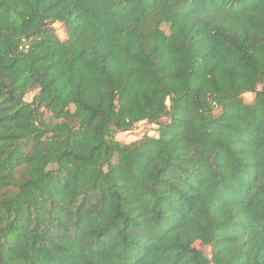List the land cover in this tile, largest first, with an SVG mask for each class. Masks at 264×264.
Wrapping results in <instances>:
<instances>
[{
    "label": "trees",
    "instance_id": "1",
    "mask_svg": "<svg viewBox=\"0 0 264 264\" xmlns=\"http://www.w3.org/2000/svg\"><path fill=\"white\" fill-rule=\"evenodd\" d=\"M0 264H264V0H0Z\"/></svg>",
    "mask_w": 264,
    "mask_h": 264
},
{
    "label": "rangeland",
    "instance_id": "2",
    "mask_svg": "<svg viewBox=\"0 0 264 264\" xmlns=\"http://www.w3.org/2000/svg\"><path fill=\"white\" fill-rule=\"evenodd\" d=\"M168 20H164L162 23H167ZM165 26V24H164ZM55 31L57 36L60 40H64L66 38V30L65 27L62 24H55L54 25ZM38 90L34 89L30 92V94L25 98V101L31 102L33 97L37 95ZM243 99L246 103H250L253 101V95L252 94H245L243 96ZM215 114H218V112H215ZM165 120H163L164 122ZM158 134V126L149 124V123H140L135 125L132 131L126 132V133H118L115 135V140L124 143V144H130L136 140L141 139L144 136L149 137H156ZM197 246H199L197 244ZM203 252L206 254L207 257H210V249L207 247L202 248Z\"/></svg>",
    "mask_w": 264,
    "mask_h": 264
}]
</instances>
